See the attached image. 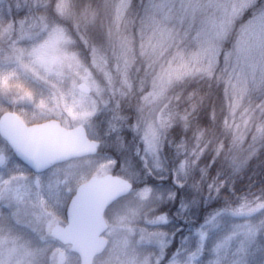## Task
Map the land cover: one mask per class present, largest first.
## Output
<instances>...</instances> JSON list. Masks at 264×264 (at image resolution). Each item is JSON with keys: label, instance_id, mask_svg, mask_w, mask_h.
<instances>
[{"label": "trees", "instance_id": "obj_1", "mask_svg": "<svg viewBox=\"0 0 264 264\" xmlns=\"http://www.w3.org/2000/svg\"><path fill=\"white\" fill-rule=\"evenodd\" d=\"M161 1L0 0V57L17 52L25 40L31 43L42 26L65 32L66 48L97 84V119L113 138L110 153L131 155L137 165H142L137 121L160 105L161 153L169 177L151 175L137 185L170 182L175 195L163 211L184 228L180 235L224 212L249 215L264 206V112L259 107L264 71L256 52L264 46V0H240L236 10L234 0H168L163 10ZM164 11H171L163 23L175 33L168 43L149 48L154 18L162 20ZM210 40L217 45L216 58L200 54L201 44ZM233 47L242 53L239 60L224 55ZM162 51L171 52L167 60L177 69L163 80L156 75ZM209 67L214 80L190 74Z\"/></svg>", "mask_w": 264, "mask_h": 264}, {"label": "rangeland", "instance_id": "obj_2", "mask_svg": "<svg viewBox=\"0 0 264 264\" xmlns=\"http://www.w3.org/2000/svg\"><path fill=\"white\" fill-rule=\"evenodd\" d=\"M167 1H161V10ZM239 1H231L232 10L239 7ZM228 12L224 7L223 13ZM165 14L171 19V11L161 12L162 20L154 18L147 47L168 43L175 33L173 26L163 23ZM1 15L0 7V19ZM45 26L32 35L31 43L25 40L17 52L0 57V117L9 111L28 124L54 118L70 129L82 125L99 146L94 154L33 177L13 149L0 142V264H80V256L53 239L46 228L53 220L65 222V205L79 182L97 174L121 175V171L133 188L105 210L109 228L103 234L108 244L103 256L98 254L94 260L103 258L106 264H264V206L249 215L224 212L199 230L177 234L184 228L172 224L171 216L163 211L175 195L170 182L137 185L151 175L169 177L161 153L160 105L143 112L137 121L142 165L135 164L131 155L119 158L110 153L108 129L97 119L95 80L66 48L65 32ZM210 41L201 44L200 54L216 58L217 45ZM178 173L175 180L180 183L182 174ZM175 240L178 244L167 258Z\"/></svg>", "mask_w": 264, "mask_h": 264}, {"label": "water", "instance_id": "obj_3", "mask_svg": "<svg viewBox=\"0 0 264 264\" xmlns=\"http://www.w3.org/2000/svg\"><path fill=\"white\" fill-rule=\"evenodd\" d=\"M0 132L21 159L39 172L66 158L94 154L99 146V142L88 138L82 125L65 129L56 119L27 125L14 112L3 114ZM132 188L130 180L113 174L93 176L78 187L67 209L68 224L56 225L53 235L72 245L80 255V264H93L97 249L107 247L108 239L102 233L108 225L100 209L103 207L105 212Z\"/></svg>", "mask_w": 264, "mask_h": 264}, {"label": "clouds", "instance_id": "obj_4", "mask_svg": "<svg viewBox=\"0 0 264 264\" xmlns=\"http://www.w3.org/2000/svg\"><path fill=\"white\" fill-rule=\"evenodd\" d=\"M257 54L260 58L262 71H264V46L260 47L257 50ZM170 55H171V52L165 53L162 51L158 57V59L160 60V63H159V71L156 73V75L158 78H160L162 80L168 79L175 72H177V69L174 68L172 63L168 62V60H167L168 56H170ZM224 55H225L226 59H228V60H231L232 58L239 60L242 53H241L239 48L233 47L231 49L225 50ZM180 71H184V70L180 69ZM221 71H223V70L221 69ZM190 74L200 75L202 78H207L210 80H214L216 78L214 75V70L211 67H209V68H196V69L192 70V72ZM259 107L261 108V111L264 112V101H262V104ZM245 111H247V109H245ZM260 127L264 128V121H262ZM100 212H101V217L103 219V213H104L103 207L100 209ZM103 252H104L103 248L97 249V253L101 257L103 256ZM93 264H106V261L103 258H100L98 260H94Z\"/></svg>", "mask_w": 264, "mask_h": 264}, {"label": "flooded vegetation", "instance_id": "obj_5", "mask_svg": "<svg viewBox=\"0 0 264 264\" xmlns=\"http://www.w3.org/2000/svg\"><path fill=\"white\" fill-rule=\"evenodd\" d=\"M1 118V117H0ZM28 124V123H27ZM0 142L2 143V142H5V143H7L4 139H3V136H2V134H1V132H0ZM8 144V143H7ZM9 145V144H8ZM15 158H17L18 160H20L24 165H26L19 157H18V155L16 154L15 155ZM75 158H84V156H79V157H71V158H68V159H65V160H62V161H59V162H56V163H54V164H52L49 168H47V169H45V170H43V171H35L34 169H32V168H30L29 166H25L28 170H26L30 175H32L33 177L36 175V176H41V175H45V174H49V172H51L53 169H55V168H57V167H61V165L63 166V164H67V163H69L70 162V160H72V159H75ZM98 175H101V174H98ZM90 179V177L89 178H87L86 180H89ZM63 182H65L64 180H63ZM86 182V181H85ZM84 183V181H81V182H79L77 185H76V187H75V189H74V191L70 194V197H69V199H68V201H67V203H66V205H65V222H62V223H59V221H56V220H53V221H50L49 222V225H48V227L46 228V230H47V232H48V234L49 235H51V237H53V239H55L56 241H58L59 243H61V244H63L62 242H61V240H59V239H57V237L55 236V235H53V229H54V227L56 226V225H61V226H65L66 224H67V215H66V212H67V209H68V205H69V202H70V200L72 199V197H73V195L76 193V191H77V189H78V187L81 185V184H83ZM36 184H37V182H36ZM18 189H20V188H17L16 190H18ZM15 189L13 188V190L11 191V193H14L15 194ZM28 198V197H27ZM123 198V196L122 197H119L118 198V200L120 199H122ZM118 200H115V202H117ZM114 202V203H115ZM113 205V202H112V204L109 206V207H111ZM0 206H2V204L0 203ZM107 209H109V208H107ZM106 212V211H105ZM108 228H109V225H108ZM108 228H107V230H108ZM76 232H77V230H76ZM78 233H80V237H81V234H82V232L80 231V230H78ZM105 234V233H104ZM63 245H65L66 246V244H63Z\"/></svg>", "mask_w": 264, "mask_h": 264}, {"label": "bare ground", "instance_id": "obj_6", "mask_svg": "<svg viewBox=\"0 0 264 264\" xmlns=\"http://www.w3.org/2000/svg\"><path fill=\"white\" fill-rule=\"evenodd\" d=\"M56 120H59V119H56ZM60 121V120H59ZM61 122V121H60ZM25 124L27 123L26 121L24 122ZM33 124H35V123H33ZM61 125L65 128V129H70V128H67V127H65L63 124H62V122H61ZM84 127V126H83ZM73 129V128H72ZM84 129H85V127H84ZM86 131V130H85ZM92 141H95V140H93L92 139ZM86 155H90V154H86ZM86 155H82V156H86ZM75 157H79V156H75ZM176 175H178L177 174V172H176ZM118 176H120V177H122V178H126V175H124V174H121V175H118ZM127 179V178H126ZM68 224V223H67ZM66 224V225H67Z\"/></svg>", "mask_w": 264, "mask_h": 264}]
</instances>
